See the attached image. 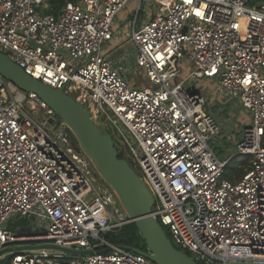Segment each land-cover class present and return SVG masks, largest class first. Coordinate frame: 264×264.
<instances>
[{
	"label": "built area",
	"instance_id": "2783aa9c",
	"mask_svg": "<svg viewBox=\"0 0 264 264\" xmlns=\"http://www.w3.org/2000/svg\"><path fill=\"white\" fill-rule=\"evenodd\" d=\"M152 1L139 24L143 0H66L55 14L45 12L47 0H0V52L86 106L94 124L109 121L106 132L151 191L150 215L174 247L198 264H264V0ZM135 2L129 39L145 85L130 84L104 52L114 18ZM184 61L189 72L179 80ZM190 79L214 80L249 114L225 160L208 142L222 132L219 118L184 85ZM66 127L36 94L0 75V250L23 247L0 258L155 264L107 238L133 220ZM236 156L245 172L225 178ZM17 216L46 233L17 235L20 225H6ZM43 243L93 252L30 247Z\"/></svg>",
	"mask_w": 264,
	"mask_h": 264
},
{
	"label": "water",
	"instance_id": "95a60500",
	"mask_svg": "<svg viewBox=\"0 0 264 264\" xmlns=\"http://www.w3.org/2000/svg\"><path fill=\"white\" fill-rule=\"evenodd\" d=\"M0 75L20 91L36 94L66 123V130L73 133V139L78 143L77 150H82L90 158L95 174L116 192L122 209L135 223L150 253L124 245H119L120 247L144 254L155 264H198L173 246L163 227L150 215L154 204L151 191L129 162L119 157L112 135L102 133L93 123L86 106L78 103L61 89L53 88L33 78L2 52H0ZM51 121L52 119H49V122ZM15 232L17 235L40 236L46 233V229L21 226L15 229ZM30 247L56 249L72 255L93 252L60 247L51 243ZM21 248L23 247L3 248L0 250V257L11 250Z\"/></svg>",
	"mask_w": 264,
	"mask_h": 264
},
{
	"label": "rangeland",
	"instance_id": "374dc122",
	"mask_svg": "<svg viewBox=\"0 0 264 264\" xmlns=\"http://www.w3.org/2000/svg\"><path fill=\"white\" fill-rule=\"evenodd\" d=\"M146 7L150 8L153 7V1H145ZM133 3H128L114 18L113 20V31H114V39H117L118 37H125V34L129 35L131 26H132V20L133 17L131 14L132 10L130 11ZM134 10V9H133ZM146 11H141L139 13V20L138 23H141V20L146 17ZM105 49L108 51L110 50L109 44L105 45ZM114 51H109V55H112ZM122 60L121 64L126 68H129L128 70H133L137 65H136V54L135 50L133 47L126 45L123 46L122 52L120 55L115 58L112 62L113 66L117 67L120 65L119 60ZM138 67V66H137ZM180 71L178 75V79L182 80L187 73L189 72V67L187 66V63L184 61L183 63L180 64L179 66ZM137 76L139 79L142 77V71H140L138 68ZM126 80L130 84H135L133 81L130 79L131 77L129 76L128 78L125 77ZM184 85L189 88V89H196L201 91L205 98H206V109L207 111L209 110L210 112L214 113L215 115H219V122L221 123L222 120H224L226 123L232 125V131L230 132L231 134L229 135V139L225 140L222 136L223 131L219 134L216 135L208 140L210 146L212 147L213 151L215 154L221 159L225 160L228 158V156H232L235 154V147L232 144H228L227 142H231L232 140L236 141V138L240 135V131L243 129V124L247 123L249 121V114L240 106L235 101H232L230 99H226L225 97L222 98L220 95V100L217 101L215 97L212 96V93H215L217 89L216 82L211 79H190L186 80L184 82ZM217 94V93H216ZM18 95V93H17ZM214 101V106L213 102ZM216 101V102H215ZM219 102V103H218ZM108 121V120H107ZM104 117H101L99 121L95 122L97 128L102 132V133H107L106 132V122H107ZM109 123V121H108ZM110 124V123H109ZM222 126V124H221ZM222 130V127H221ZM228 130H230V127H228ZM112 137L114 139L115 145L118 147L119 154L122 156H127L124 155L123 150H121L118 140H116L115 135L112 134ZM234 141V142H235ZM126 154V153H125ZM242 158L240 156H236L232 163L229 164L232 166V168H237L239 164L241 163ZM246 166V165H245ZM39 222V221H37ZM35 222V223H37ZM34 223L33 218H20V217H10L6 223L8 229L13 230L16 225L21 226H30V224ZM37 244V243H35ZM69 254V253H68ZM72 255V254H69ZM7 260V256H4L0 258V264H5Z\"/></svg>",
	"mask_w": 264,
	"mask_h": 264
},
{
	"label": "trees",
	"instance_id": "16d2710c",
	"mask_svg": "<svg viewBox=\"0 0 264 264\" xmlns=\"http://www.w3.org/2000/svg\"><path fill=\"white\" fill-rule=\"evenodd\" d=\"M66 0H47L48 8L45 9V12L47 13H57L58 9L65 3ZM119 157H123L121 154H118ZM231 164V163H229ZM227 164L223 176L225 178L236 180L240 178L243 173L245 172V160H241L242 166L237 168H232L231 165ZM168 237V233L166 230H164ZM107 238L117 244V245H124L131 248H137L140 250H145L146 245L145 242L142 239V236L138 229L135 226L134 222L128 223L124 225L119 232L117 233H111L107 234ZM9 259L7 258L6 263L8 264Z\"/></svg>",
	"mask_w": 264,
	"mask_h": 264
},
{
	"label": "crops",
	"instance_id": "0c3cea01",
	"mask_svg": "<svg viewBox=\"0 0 264 264\" xmlns=\"http://www.w3.org/2000/svg\"><path fill=\"white\" fill-rule=\"evenodd\" d=\"M136 5H137V2L133 3V5H132V7L130 9V11L132 10V12L130 14V15H132V17H133V13H134V10L133 9L135 8ZM154 9H155V7L153 6V7H150V8H146L144 10L147 13L145 12L146 13V17L143 18V20H141V23L144 22L145 20H147L150 17V15L152 14V12H153ZM107 44H109L110 50L107 51L104 48V52L107 54V56L109 57V59L112 60V61L120 55V53L122 52L123 46H126V45H129V46L133 47L134 50H135V54H136V48H135L134 44L130 41L129 35H127V34H125V37H122V38L121 37H118L117 39H114V36H113V38ZM109 51H114V53L112 55H109ZM119 62H120L119 63L120 65H118L117 67H119L121 69V71H122V73H123V75L125 77L128 78L130 76L131 77L130 79L133 81V83H135L137 85H145V84H147V79L143 75V70L141 68H139V67L136 66L133 70H130L129 71L128 70L129 68H126V66L124 67V65L122 66V64H121L122 60L121 59L119 60ZM137 68L140 71H142L141 72L142 73L141 79H139V77L137 76V72H138V70H136ZM212 96L215 97V99L217 101L220 100L219 99L220 98L219 91L217 89H216L215 93H212ZM212 103H213L212 106H214V101ZM217 116L219 118V115H217ZM221 124H222L221 127H222V131H223L222 136L225 137L224 138L225 140H228L230 138L229 137V135L231 134L230 132H234L235 130L232 131V128H233L232 125L226 123L224 120L221 121ZM228 127H230V130H228ZM234 141L232 140L231 142H227V143L234 145V143H235Z\"/></svg>",
	"mask_w": 264,
	"mask_h": 264
}]
</instances>
